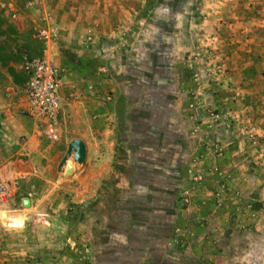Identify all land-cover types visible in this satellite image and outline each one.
Returning a JSON list of instances; mask_svg holds the SVG:
<instances>
[{"label": "rangeland", "instance_id": "rangeland-1", "mask_svg": "<svg viewBox=\"0 0 264 264\" xmlns=\"http://www.w3.org/2000/svg\"><path fill=\"white\" fill-rule=\"evenodd\" d=\"M58 2L44 0L47 9ZM63 2L72 10L71 18L81 13L83 23H88L67 26L63 34L60 23L65 20L56 22L46 12L59 29L62 49L67 48L65 60L72 57L81 62L85 56L90 68L97 40V28L90 25L92 1ZM204 4L205 0H148L142 11L148 22L156 17L166 22L158 29L168 36L163 38L165 47L170 53L175 48L180 52L179 86L185 101L184 107L174 109L195 142L178 139L179 148L191 146V153L177 154L174 148L157 151L154 133L170 126V114L161 116L153 109L148 110L143 127L146 140L125 142L134 124L124 120L127 111L121 89L131 76L123 74V53L132 46L126 37L111 42L108 52L113 56L117 88L105 100L112 101L115 95L121 116V121L110 125V136L102 143L105 149L108 144L114 149L111 170L102 167L89 173L99 182L93 198V188L87 193L80 182L60 183L59 175L71 177L73 167L70 173H56L57 188L47 187L46 181L34 188L26 180L11 187L9 194H16L18 201L3 209L20 208L26 218L0 219V264H264V76L256 80V73L250 72L252 80L245 81L250 86L233 80L232 62L243 61L238 54L229 60V49L210 37ZM161 5L166 8L163 13ZM26 18L32 23L30 14ZM37 21L43 23V13ZM3 25H8L4 33L12 39L0 41V58L8 61L7 48L17 33L9 23ZM37 26L30 27L33 40H39ZM172 35L175 41L169 39ZM103 36L106 40L108 30ZM254 51L264 52V31L251 50L252 60L264 63L257 62L261 58ZM28 58L22 55L19 72H12L19 80L26 77L22 66ZM167 100L157 95V102ZM156 114L159 123L154 121ZM163 143L160 140L158 146ZM143 146L145 152L140 151ZM70 159L78 168L85 164ZM55 189V194H47ZM39 211L55 216L54 235L33 231L32 221Z\"/></svg>", "mask_w": 264, "mask_h": 264}, {"label": "crops", "instance_id": "crops-1", "mask_svg": "<svg viewBox=\"0 0 264 264\" xmlns=\"http://www.w3.org/2000/svg\"><path fill=\"white\" fill-rule=\"evenodd\" d=\"M63 1L66 0H59L57 6H49L47 9L43 0L34 8L29 9L20 0H0V10H3L2 15L7 19L4 22L9 23L10 27L13 26L17 33L13 35L11 44H8L7 55H10L8 61L0 58V219L26 218L20 208L3 209L4 206L18 201L15 198L16 194L13 196L9 194L11 187L26 180L34 188L37 183H41L40 181H46L47 187L57 188L56 173H60L61 170L63 174L67 167H73V173L71 177L59 175L60 183L80 182V187L86 188L87 193L93 188L90 194L91 198L94 197V187L96 188L99 182L94 181V176L90 178L89 173L102 167L108 171L111 170L110 155L114 149L112 150L110 144L105 149L102 143L104 138L110 136V125L115 120L121 121L117 97L112 95V101L105 99L109 96L108 92L117 88V80L115 74L112 73L115 69L111 62L113 56L108 51H111V42L122 37H126L127 42L132 46L131 50L123 53L125 58L123 74L131 76L124 82V88L121 89L122 103L127 111L124 120L128 124H134L133 131L128 134L125 142L130 144L133 139L146 140L143 127L148 123V112L153 109L152 112L161 111V116L163 112L170 114L167 118L170 126L163 131L161 129L154 131L157 138H155L157 151H169L174 148L177 154L178 152L187 155L191 153V146H187L188 150L184 147L179 148L178 139H187L192 143L193 136L189 130L184 129L182 125L186 122L179 118L180 115L174 109L178 105L184 107L185 101L179 86L180 79L183 78L178 68L180 52L174 47L175 52L170 53L165 47L166 42L163 38L167 39L168 36L165 37L158 30L166 23L162 18L156 17L148 22L143 17L142 11L146 9L148 0H91L90 25L92 28H97L95 35L97 40L93 44L91 67L87 65L85 56L81 58L83 59L81 62L78 58L72 57L65 60L67 48L62 49L59 41L56 50L52 53L62 81L59 88L62 98L59 124L56 127H50L31 116L24 92L26 77L19 80L12 73L14 70L19 72L21 66L19 60L22 55L24 57L28 54L30 58H33L43 54L44 43L40 39H32L30 27L40 25L41 22H38L37 18L40 17V13L47 11L52 13L53 20L56 22L58 19L60 22L65 20L66 23H60L64 29L63 34L67 33L65 29L68 28L67 26L77 27L84 26V24L88 26V23H83L85 17L81 13L78 17L75 14V17L71 18L68 12L72 10L68 9L67 3ZM164 7V5L159 6L160 12L163 13L166 10ZM204 12L208 19V28L210 27V32H208L210 37L222 43L221 46L224 48L229 49L231 56L229 60L235 56L233 54H238L237 57L243 61L240 63L238 58L232 60L234 66L230 67L229 72L233 80L247 85L245 81L252 80L248 78L250 72L251 74L256 73V80L262 78L264 63L259 65L255 63L252 60L251 50L260 33L264 31V0H205ZM29 14L32 23L26 18ZM7 26L2 25L0 29L2 44L11 38L4 33V28ZM100 28H107L106 40L101 37L107 30L101 31ZM120 28L127 29L130 33L127 35ZM137 30L141 33L135 36L134 33ZM169 39L175 41L173 35ZM259 42L263 41L259 40ZM148 43L151 44L150 47L146 45ZM133 49L134 52H132ZM256 53V51L253 52L256 58H261V60H255L264 61V52ZM91 87L93 90H90ZM157 95L166 97L168 100L157 102ZM160 118V115L156 114L154 121L159 123ZM113 138L115 139L114 136ZM74 139H81L86 144L85 164L78 168L72 165L73 162L69 158L60 169L68 146ZM160 140L164 143L158 146ZM142 143L143 141H140V144ZM194 143L193 141L192 144ZM144 149L143 146L140 151L145 152ZM55 191L56 189L53 192L50 190L47 194H55ZM37 214L52 217L51 235H54L55 216L47 211H39ZM1 230L0 227V236L3 234Z\"/></svg>", "mask_w": 264, "mask_h": 264}, {"label": "built area", "instance_id": "built-area-1", "mask_svg": "<svg viewBox=\"0 0 264 264\" xmlns=\"http://www.w3.org/2000/svg\"><path fill=\"white\" fill-rule=\"evenodd\" d=\"M26 8H34L43 0H20ZM38 38L44 43L42 56L28 58L22 69L26 75L25 99L31 116L56 127L62 108L59 93L60 72L52 58L60 40L59 29L52 23L48 13H43V23L36 28Z\"/></svg>", "mask_w": 264, "mask_h": 264}, {"label": "water", "instance_id": "water-1", "mask_svg": "<svg viewBox=\"0 0 264 264\" xmlns=\"http://www.w3.org/2000/svg\"><path fill=\"white\" fill-rule=\"evenodd\" d=\"M87 147L83 140L74 139L68 146V150L60 164V169L67 159L72 158L78 164L86 160ZM27 204V203H26ZM33 231L43 236H51L53 230V219L49 215L37 214L32 222Z\"/></svg>", "mask_w": 264, "mask_h": 264}, {"label": "trees", "instance_id": "trees-1", "mask_svg": "<svg viewBox=\"0 0 264 264\" xmlns=\"http://www.w3.org/2000/svg\"><path fill=\"white\" fill-rule=\"evenodd\" d=\"M3 23H4V18L0 12V29H1V26L3 25Z\"/></svg>", "mask_w": 264, "mask_h": 264}, {"label": "bare ground", "instance_id": "bare-ground-1", "mask_svg": "<svg viewBox=\"0 0 264 264\" xmlns=\"http://www.w3.org/2000/svg\"><path fill=\"white\" fill-rule=\"evenodd\" d=\"M71 170H72V168H71V167H70V168H69V167H67V169H66V171H65V172H66V173H70V172H71Z\"/></svg>", "mask_w": 264, "mask_h": 264}]
</instances>
